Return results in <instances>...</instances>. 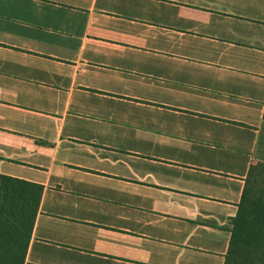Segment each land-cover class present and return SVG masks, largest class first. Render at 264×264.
Wrapping results in <instances>:
<instances>
[{
	"label": "crops",
	"instance_id": "1",
	"mask_svg": "<svg viewBox=\"0 0 264 264\" xmlns=\"http://www.w3.org/2000/svg\"><path fill=\"white\" fill-rule=\"evenodd\" d=\"M264 163V0H0V174L44 189L24 264H224Z\"/></svg>",
	"mask_w": 264,
	"mask_h": 264
},
{
	"label": "trees",
	"instance_id": "2",
	"mask_svg": "<svg viewBox=\"0 0 264 264\" xmlns=\"http://www.w3.org/2000/svg\"><path fill=\"white\" fill-rule=\"evenodd\" d=\"M43 185L0 174V264H24ZM224 264H264V163L249 170Z\"/></svg>",
	"mask_w": 264,
	"mask_h": 264
}]
</instances>
